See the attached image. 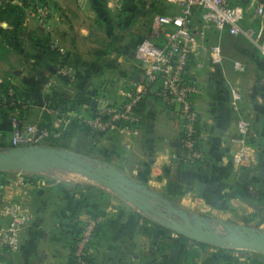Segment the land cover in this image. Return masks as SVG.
<instances>
[{"label":"crops","instance_id":"0c3cea01","mask_svg":"<svg viewBox=\"0 0 264 264\" xmlns=\"http://www.w3.org/2000/svg\"><path fill=\"white\" fill-rule=\"evenodd\" d=\"M52 1L47 24L28 11L23 20L24 31L12 33L15 24L0 20V66L7 63L6 68L0 69V80L9 78L24 85L40 106L53 89L69 93L72 100L66 106L72 103L71 106H89L90 110L125 99L150 67L137 57V47L146 37L163 41L157 33V16L161 12L152 23H142L135 20L133 11L140 12L142 7L132 0H123L122 6L106 0ZM245 6L244 23L259 26L262 22L264 29V19L255 15L249 3ZM1 35L5 41H1ZM47 42L56 43V49L70 56V64L78 72L75 80L65 81L56 72L57 58L42 55L40 49ZM190 73L202 86L193 96L204 150L201 160L187 159L181 144L182 117L178 109L164 105L153 95L141 103V128L135 133L136 144L142 146L147 137L146 113L151 106V149L145 146L144 155L138 158L139 163L151 165L143 170L146 180L130 176L116 164L79 155L112 165L160 194L169 180H174L181 193L170 197L191 215L208 221L212 228L213 221H217L226 229L227 225H237L264 231V220L259 214L253 215L260 207V215L264 216V208L257 201L258 192L264 195V52L247 36L212 26L195 53ZM5 111L0 110L2 143L10 137L11 121ZM242 117L250 123L247 161L240 159V145L234 141ZM43 118L44 111L35 110L30 119L42 124ZM9 142L0 146V151L16 147ZM1 171L16 172V177H10L4 186V199H23L29 218L21 233L20 248L3 257L7 264H70L79 225L95 214L102 220L91 244L95 264H140L144 254L150 255L144 253L149 246L151 255L159 257L155 240L157 234L162 236L165 225L152 226L151 231L144 229L154 213L141 209L103 183L87 176L82 180L78 177L82 173L60 166ZM75 174L78 180L72 177ZM25 177L30 181L27 187L20 185ZM236 186L245 190L246 197L235 192ZM173 230L172 242L179 233ZM208 245L206 248L212 250L216 246L218 250V245ZM206 248L192 264L204 262L202 251ZM210 254L214 255L213 251Z\"/></svg>","mask_w":264,"mask_h":264},{"label":"built area","instance_id":"2783aa9c","mask_svg":"<svg viewBox=\"0 0 264 264\" xmlns=\"http://www.w3.org/2000/svg\"><path fill=\"white\" fill-rule=\"evenodd\" d=\"M20 4L22 0H12ZM115 1L121 6L123 0ZM176 4L177 9L172 13H160L157 16V33L163 37L158 43L150 38H145L137 47L136 55L142 62L150 64L143 78L137 80L128 93V99L122 104L105 105L98 108L94 115H76L82 122L102 131H107L120 126L129 129L138 123L140 114L137 106L140 100L148 95H153L164 105L178 109L182 117L183 133L182 144L187 152V159L196 162L203 158L204 150L200 143L198 129L199 112L195 106L193 96L200 92L202 86L191 75L190 68L196 51L206 37L207 30L212 26L219 30L227 29L229 33L243 34L253 40L264 52L263 23L255 26L244 23L246 7L237 0H167ZM1 2V0H0ZM249 7L254 8L255 15L264 19V3L260 0H249ZM34 14L43 23L47 24L51 6L45 3L35 5ZM56 47V43H51ZM56 72L67 75L71 80L77 78V70L70 63L57 64ZM21 101L18 99V102ZM26 107V105H22ZM44 110L49 112L58 111L49 103L44 105ZM15 126L14 144L26 145L36 143L48 132L47 126L37 128L35 125L27 126L29 133L22 135L21 127L25 125L18 115L13 118ZM37 125V124H36ZM41 126V125H40ZM239 134L234 138L240 145L239 157L242 161L249 160L247 151V136L250 131V123L245 118L238 121ZM137 130V128H135ZM30 184L27 179H22L21 186ZM27 215L21 208L20 203L8 200L3 215L0 217V264H7L3 259L8 253L17 251L21 246V233L27 223ZM98 220L88 217L83 220L79 230L78 241L75 242L74 254L77 264H86L85 256L91 251Z\"/></svg>","mask_w":264,"mask_h":264},{"label":"rangeland","instance_id":"374dc122","mask_svg":"<svg viewBox=\"0 0 264 264\" xmlns=\"http://www.w3.org/2000/svg\"><path fill=\"white\" fill-rule=\"evenodd\" d=\"M50 1V0H48ZM52 1V0H51ZM67 1V0H65ZM71 1V0H69ZM102 1V0H101ZM108 1V0H106ZM104 0V2H106ZM132 3H138L140 7H142L140 12L134 11L135 15V20L140 21L144 23L145 21H148L149 23L153 22V19L155 18L157 13H172L175 12L176 9L178 8L176 4H171L167 0H132ZM246 0H237V2L242 3L245 5ZM264 3V0H260ZM13 2V1H12ZM53 2V1H52ZM53 5V4H52ZM122 6V5H121ZM133 5H131V9H133ZM138 7V6H137ZM176 8V9H175ZM254 11V8H253ZM52 12V9H51ZM31 13V12H30ZM137 13V14H135ZM255 13V11H254ZM34 17L37 16V14L31 13ZM141 18V19H140ZM146 26V25H145ZM264 32V30H263ZM147 36V35H146ZM147 38V37H146ZM31 45L33 43L31 40H29ZM7 63L2 62V65L0 66V69L6 68ZM1 73V70H0ZM144 77V76H143ZM142 77V78H143ZM16 79V78H15ZM4 80V79H2ZM0 80V81H2ZM13 81V80H12ZM18 87L21 89H25V86L22 84H18L16 80L13 81ZM131 90V89H129ZM28 91V90H27ZM12 92V90L10 91ZM76 93V91H75ZM46 96V95H45ZM151 95H148L146 97H149ZM145 97V98H146ZM21 99H24L26 101V104L23 103L22 101L19 103L21 105L14 104V103H6L8 100L6 98V95L4 92L0 91V110H6L5 112L10 118L11 124H10V137L9 139H5V144L9 143L12 146H20L22 143L16 145L14 144V139H15V134H14V129L15 126L13 124V118L17 117V115L23 119L25 125L21 127V134L22 135H30L32 136V133H29L27 130V126L29 125H35L39 129L44 128L45 125H42L35 120L30 119L31 116L35 114V110H39L40 112L45 111L44 110V105H46V100L45 103H43L41 106L37 103H35V100L33 96L31 97L30 103L27 102V100L22 97ZM128 99V94L125 99H123L120 102H113L108 105V107H114L110 105H116V104H122ZM70 103L69 106H64L62 105V108L60 107V111H55L53 113L61 112V114H55L53 122L50 126H47L48 132L44 134L36 143L33 144H42V145H52L56 146L59 148H64L67 150H71L73 152H76L78 154H81L83 156H89L90 158L94 160H100L103 162H109L116 164L119 166L123 171H125L127 174L133 177H137L140 180H146L147 177L145 175L144 168L147 167V165H150L148 162L147 163H139L138 158L144 155V152L146 151L147 148L145 146L150 147L148 149H151V106L147 109L146 113V119H147V127L145 132H147V137L144 139V144L142 146H138L136 144L137 142V137H135V133L140 132V126H141V118L138 123H134L131 128L129 129H122L120 126L112 128L107 131H102L100 129H97L95 127L90 126L94 132H89L86 131L85 127H82L83 125H79L77 121H74L77 119L78 121L80 120L76 115L81 113L83 116H91L94 115V113L97 111L98 108H101L103 106H97L95 110L91 109L90 107H77L76 105H72ZM22 105H26V107H23ZM7 106V107H6ZM105 106V105H104ZM57 109V108H56ZM63 110V111H61ZM94 112V113H93ZM73 122H76L75 124L77 125V128H72L71 124ZM37 124V125H36ZM74 124V123H73ZM41 125V126H40ZM79 126V127H78ZM36 127V128H37ZM37 128V131H40ZM137 128V130H135ZM91 129V130H92ZM98 132V133H97ZM182 133H183V125H182ZM138 135V134H137ZM182 138V137H181ZM26 145H30L31 142L25 143ZM181 144H182V139H181ZM183 146V144H182ZM184 147V146H183ZM151 166V165H150ZM25 171V170H23ZM16 173V172H15ZM12 172H7V171H1L0 172V217L3 215V210L8 203V200L4 199V186L7 183L8 179L10 177L15 178L16 174ZM80 176V177H79ZM74 178L75 180H78L76 174ZM80 179H84L83 177H86L82 174L78 175ZM27 179V177H25ZM48 182V181H47ZM42 188V187H41ZM152 188V187H150ZM249 191V190H247ZM160 193V192H159ZM162 195L165 194V190L161 192ZM13 199L14 201L20 203L21 208L24 211V202L23 199L17 198ZM110 198H108L109 202ZM205 216H210L206 215ZM88 217H91L93 219L98 220V225L101 223V217L99 214L95 215H90ZM87 217V218H88ZM29 218H27L28 220ZM86 219V218H84ZM83 219V220H84ZM83 220L81 221L79 228L81 229V225L83 223ZM145 220V219H144ZM146 221V220H145ZM28 222V221H27ZM149 222L152 223H146V226L144 229L151 231L152 226H160V225H167L170 223V220L166 217H162L159 215L154 214L151 216L149 219ZM29 223V222H28ZM214 228L220 232L221 234H225L227 232V229L225 226L217 221H213ZM97 225V226H98ZM27 226V223H26ZM25 226V227H26ZM259 228V225H257ZM79 229V230H80ZM143 231V230H142ZM144 232V231H143ZM147 233V232H145ZM144 233V235H145ZM151 235V234H150ZM79 237V231L76 233V238L75 242L78 241ZM161 238L162 236L160 234H157L156 239ZM151 236H149V242L150 245L152 243L151 241ZM216 247V246H215ZM212 248H206V250L202 251V257L204 262H201L200 264H224V258L228 255L233 257V264H264V256L262 254H259V252H256L254 250H250L247 248H234L232 246L226 245L223 246V250H217ZM144 253H149L150 255L153 254L151 252V247L149 246L148 249H146ZM210 251H213L214 255L210 254ZM220 253V256H217V253ZM143 253V254H144ZM224 253V254H223Z\"/></svg>","mask_w":264,"mask_h":264},{"label":"water","instance_id":"95a60500","mask_svg":"<svg viewBox=\"0 0 264 264\" xmlns=\"http://www.w3.org/2000/svg\"><path fill=\"white\" fill-rule=\"evenodd\" d=\"M55 166L71 168L103 183L141 209L168 218L172 228L192 239L264 253V231H251L246 226L227 225L228 231L221 234L198 215H191L188 211L173 206H164L163 201L166 199L164 200L159 192L126 176L112 165L93 161L67 149L40 144L16 146L0 151V171L11 169L35 171ZM261 175L264 178V173Z\"/></svg>","mask_w":264,"mask_h":264},{"label":"trees","instance_id":"16d2710c","mask_svg":"<svg viewBox=\"0 0 264 264\" xmlns=\"http://www.w3.org/2000/svg\"><path fill=\"white\" fill-rule=\"evenodd\" d=\"M104 1V0H102ZM38 3H45L47 5H50V2L48 0H22L20 4L12 2V0H1L0 2V20H8L12 21L15 24V30L12 33H22L24 31V24L23 20L26 15V13L33 12L35 9V5ZM244 3H249V0H246ZM254 25V24H253ZM264 34V32H263ZM2 36V35H1ZM6 39L2 36L1 41H5ZM264 40V38H263ZM8 42H11V39L8 40ZM3 43V42H2ZM42 55L46 54L56 59L57 64L58 63H70V56L64 53H61L56 47H52L51 43L47 42L44 43V45L40 49ZM56 64V65H57ZM78 74V72H77ZM65 81H73L71 80L67 75L59 74ZM12 90V92H10ZM0 91L4 92L7 98V104L8 103H14L19 104L21 101L26 104V101L24 99H21L24 97L28 103L31 101V94L29 91L25 89H21L13 83V81L9 78H5L4 80L0 81ZM46 102L49 103L52 107L55 109L57 108L58 111H60V107L62 108L63 103H67L71 101L70 95L67 91L63 89H53L50 93L46 94ZM147 98V97H146ZM145 97L142 98L137 106V111H140L141 103L146 99ZM18 99L21 101L18 102ZM21 105V104H19ZM64 106V105H63ZM7 107V106H6ZM63 111V110H61ZM94 113V112H93ZM55 114H61V112L53 113L49 111H44V118H43V124L46 126H50L53 122L54 115ZM74 121H77L79 125H83L82 127L86 128V131L94 132L93 129L86 123L82 122L81 120L75 119ZM74 123V124H73ZM71 124V127L77 128L76 122H73ZM79 127V126H78ZM92 129V130H91ZM98 133V132H97ZM0 146H7L4 142H0ZM1 172V171H0ZM235 192H237L239 195L245 196V190L240 187L236 186L234 188ZM181 191L177 187V183L174 180H169L166 188H165V194L162 195V198L165 200L163 201L164 206H173L175 208H178L180 210H185L182 207L178 206L176 201L170 197L171 195H178ZM258 205H261L262 208H264V195L261 192H258L257 196ZM186 211V210H185ZM174 213V212H173ZM260 207H257V211L253 213V215L257 216L259 214L260 220H264V216L260 215ZM98 226H96L95 231ZM164 231L162 233V237L155 240V245L158 247L159 251V257H156V255H148L144 254L142 257V261L140 264H192L196 257H199L201 254V250L203 248L208 247L209 245L201 242L196 239H192L184 234L178 233L176 239L174 242L173 240V228L165 225ZM80 228H78L77 231H79ZM95 233V232H94ZM172 237V238H171ZM218 250H223L224 247H217ZM75 244L73 246V250L70 257V264H77L78 261L76 259V256L74 254ZM224 254V253H223ZM233 257L228 255L224 258V264H233ZM85 263L86 264H95L94 259L91 255V253H88L85 256Z\"/></svg>","mask_w":264,"mask_h":264}]
</instances>
